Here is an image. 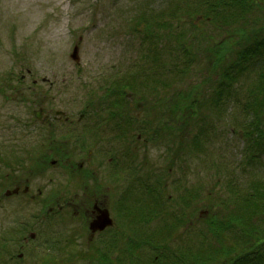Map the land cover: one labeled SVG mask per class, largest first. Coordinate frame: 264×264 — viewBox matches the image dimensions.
I'll use <instances>...</instances> for the list:
<instances>
[{
    "label": "rangeland",
    "instance_id": "1",
    "mask_svg": "<svg viewBox=\"0 0 264 264\" xmlns=\"http://www.w3.org/2000/svg\"><path fill=\"white\" fill-rule=\"evenodd\" d=\"M210 1L212 0H0V152L4 156L11 151L14 153L11 146L13 142L9 138L19 140L24 146L36 145L40 142L47 143L53 138L63 140L65 131L70 130L68 148L73 156L71 161L67 159V163H71L69 168L74 169L73 162L83 157L87 160L85 165L99 163L95 167L97 174L93 181L82 182L75 176V183L70 184V190L80 192L84 190L85 182H90L94 189H90L85 198L86 205L89 206L95 196L94 185L99 181L100 187L96 191L104 194L110 207L113 202H117V208L125 209L126 202V209L133 216L135 227H140L153 241H150L154 246L150 252L151 261L144 264L159 263L161 258L154 257L167 255L176 247L180 252V248L185 246L201 244L208 221L220 217L219 214L226 212L227 207L229 210H244L243 206H233L234 194H238L242 200V194L247 192L250 185L264 181V137L257 136L254 122L250 124L252 136L249 141L246 139L247 135L238 133L243 127L241 125L245 111L247 113L250 110V103L253 105L252 100L246 99V88L253 86L257 73L263 72L264 75V42L259 45V40L252 31L245 34L246 26L243 21L234 23L236 19L209 10ZM245 6L251 10L246 16V25L261 27L263 36L264 0H246ZM178 9L181 12L191 10L194 15L192 18H189L190 14L188 17L184 14L174 16ZM199 13H209V17H203ZM153 17L159 22L155 26L158 34L154 36L151 34L153 28L149 26L152 23H146L147 19ZM207 17L213 18L212 21L207 20ZM169 29L172 31L169 35L181 41V47L175 48L174 39L167 43ZM174 31L181 33L182 39ZM231 33L234 35L228 37ZM155 36L158 38H154ZM189 38L196 40H188ZM227 38L229 39L226 40ZM160 39L163 46L159 49ZM222 44L224 46L220 47ZM74 46L78 47L77 62L70 56ZM211 51L213 56L208 54ZM160 52L163 63H157V53ZM239 52L243 53L247 69L239 72L240 66L229 67V75H234L235 79L227 82L228 85L223 84V88L228 89L224 102L212 108L210 94L219 88L223 71ZM193 53L194 60L191 58ZM178 54L181 56L177 57ZM210 58L217 60L210 64ZM116 87L120 90L123 88L122 95L133 97L127 103L131 107L127 108L125 116L130 118L133 138L141 134L142 141H138L134 148L132 164L128 160L133 168L131 175L133 178L139 174L147 176L140 184H133L131 200L126 199L124 194H120V189L112 185L115 183L112 175L113 158L117 151L106 149L113 144L111 141L107 142L112 138L110 130L108 129V138L103 135L95 145L88 143L85 149L80 150L79 155L76 152L79 147L74 139L76 136L79 140L85 132L82 129L84 119H80L81 113L86 112L87 117L94 116L95 113L90 112L97 108L103 112L100 119L103 122L106 114L120 110L113 107L114 103H118L116 99L119 94L112 93L108 96ZM128 100L130 101L129 98ZM191 100L195 102L191 103ZM138 101L145 102L147 107L158 108L162 105L164 112L167 106L169 112L170 107L173 113L168 118L163 117L162 121L172 125L177 134L181 132L179 139L170 141L169 137L163 136L158 143H153L158 138L155 136L148 144L144 143L147 133H142L139 129V120L146 119L148 114L146 108L137 106ZM175 101L178 107L175 106ZM40 107L51 112L64 111L72 122H58L49 129L44 126L47 134H53V137H38L37 135L42 134L43 125L33 123V116L34 111H39ZM198 108L200 111L196 115L194 111ZM256 113L253 108L251 117ZM152 118L154 120L151 127L160 117L153 115ZM116 120L117 118L110 119L109 123H115ZM85 124L92 123L87 120ZM125 125L123 124L124 128ZM248 125L247 123V127ZM15 133L17 137H14ZM14 148L18 153L21 151L20 145ZM89 151L92 156H87ZM34 152V148L27 150L28 154L34 155ZM46 153L47 150L39 151L40 155ZM49 157L50 155L46 160ZM51 157L59 159V163L64 162L53 153ZM159 169H164L167 175L156 174L155 171ZM60 180V185L65 183V174L64 179L62 176ZM179 182L182 184L177 186ZM80 183L83 184L82 187ZM158 195L161 196L158 198ZM217 197L224 203L216 202ZM119 198L122 202L117 200ZM63 200L61 198V202ZM159 200V204L164 205V210L156 207L155 202ZM260 205V209L264 210V206ZM30 206L29 204L23 208L24 216H28L33 208ZM78 206L82 208L79 209ZM222 206L226 208L223 209ZM74 208L76 212L72 213L70 224L78 227L81 223L79 212L83 209L78 197L72 198L71 209ZM253 209L255 205L246 209V214L251 217L242 215L241 222H232L228 227H225L224 220L220 218L216 226L224 227L225 231L218 241H215L213 235L212 240L205 242L207 250L214 251L217 245L220 250L227 246L242 248L244 244H252V236L248 235L250 227L258 228V233L264 236V213L256 216ZM72 239L74 243L68 248L71 251L79 249L76 245L82 240L77 238L76 242L75 238ZM153 243L158 244L155 247ZM35 244L38 246V240ZM165 245L169 248L166 249ZM123 247L127 245L123 246L121 240L119 250ZM261 247V250L251 254L242 264H264V243ZM38 249L45 248L38 246ZM80 249L85 251V245ZM105 250L110 255L108 264L141 263L138 255L134 257L135 263H130L126 258L117 256L118 253H112L110 246H104L103 251ZM221 253L224 251L219 252L216 257L219 264H228L235 255L231 254L226 260L221 257ZM88 254H93L89 247ZM71 258L76 260L75 257ZM101 258L99 261H102ZM85 259L80 258L69 264L94 263ZM207 264L212 263L209 261Z\"/></svg>",
    "mask_w": 264,
    "mask_h": 264
},
{
    "label": "flooded vegetation",
    "instance_id": "2",
    "mask_svg": "<svg viewBox=\"0 0 264 264\" xmlns=\"http://www.w3.org/2000/svg\"><path fill=\"white\" fill-rule=\"evenodd\" d=\"M125 97L130 98L128 95ZM129 106L125 105V108L127 109ZM56 112L48 111L45 108L34 112L33 123L43 125L42 134L37 135L38 137L42 138L44 135L53 137V134H47V130L43 129L44 126L49 129L58 122H72V119H68L64 113L57 114ZM102 113H95L94 116L88 114V117L86 113L80 115V119H84L82 129L85 132L76 143L79 147L76 152L79 155L80 150L85 149L88 143L95 145L99 139L103 138V135L108 138L109 129L112 138L107 142L111 141L113 144L108 145L106 149L117 151V155L113 158L114 171H111L116 184L112 183V185H115L116 189H120V194H124L126 199L130 198L131 200L133 184L135 182L140 184L147 177L139 174L133 178L131 175L133 168L128 164V160L132 164L134 148L137 147L138 141H142L141 136L137 134L133 138L130 130L131 121L128 116H125L126 112L111 111L103 117V122L100 120ZM114 118H117L115 123H109V120ZM87 120L92 124L86 125ZM143 123L146 124L144 125L146 130L149 131V138L145 137L143 142L148 144L151 139L152 120L149 118ZM123 124H126L125 128ZM95 132H99V134ZM14 137H17V133L14 134ZM9 139L15 143L11 145L14 153L11 151L9 155L4 156L0 152V209H3L0 212V264H67L74 263L80 258L99 262L104 253V246H110L112 251L114 248V253H118L121 240L123 246L134 241L136 227H134L133 216L128 214L126 202L125 206L123 205L125 209L117 208V202H113L110 207L108 200L103 197L104 194H99L96 191L100 187L99 181L94 185L96 187L95 196L89 206L86 205L85 198L88 197V191L94 189L90 182H85V186L80 183L84 188L80 192L71 191L69 188L71 183H75L73 180L75 176H78L77 179L82 182L93 181L97 174L95 167L99 164L98 162L85 165L84 162L87 160L83 157L73 162L75 168L71 170L69 161L73 155L68 148L69 139L55 140L53 138L47 143L40 142L36 145L28 144L26 146L20 144L19 140ZM16 144L21 146V151L17 149L19 153L14 148V146L17 148ZM33 148L34 155L28 154L27 150ZM41 150H47V153L40 155L39 151ZM51 153L62 158L64 162L59 163L60 160L52 158ZM88 154L87 156H92L91 151ZM48 155L50 157L46 160ZM67 159H69L68 163ZM64 174L66 181L60 185V178L63 176L64 179ZM80 194L81 196H79ZM56 196L58 197L56 198ZM71 196L73 199L78 197L83 206L82 212H79L81 223L78 227L70 224V220L73 218L72 213L76 212V208L71 209ZM61 198L64 199L62 202ZM52 200H54L53 203H49ZM117 200L120 202L122 197L121 200L120 198ZM29 204L34 209L31 208L28 216H24L23 208ZM130 207L132 208V203ZM106 213L109 214L112 225L104 229H94L93 222L99 221V218ZM114 237L116 238L114 239ZM72 238H75L76 242L77 238L82 240L77 245L75 242L79 249L71 251L68 248L74 243ZM37 240L38 246L44 247V250L38 249L35 244ZM83 245L86 250L82 252L80 248ZM88 247L93 253L92 255L88 254ZM71 257H75L76 260L73 261Z\"/></svg>",
    "mask_w": 264,
    "mask_h": 264
},
{
    "label": "trees",
    "instance_id": "3",
    "mask_svg": "<svg viewBox=\"0 0 264 264\" xmlns=\"http://www.w3.org/2000/svg\"><path fill=\"white\" fill-rule=\"evenodd\" d=\"M210 5L208 7L209 10H213L215 11V14L218 13H222V14H226L228 17H231V19H236L234 21V23H241V21L244 22V27L246 29V33H249L250 31H252L258 38L259 41L258 44L260 45V43L262 44L264 42V35L261 36L263 29H261V27L258 28V26L256 27H251V26H247V20L248 18H246V16L248 15L249 12H251L250 9H248L245 4H246V0H212L209 2ZM171 4L173 5V1H171ZM173 7V6H172ZM176 9V7H174V10ZM171 10V8H170ZM179 10V9H178ZM185 15V16H189V14L191 15L189 18L193 17V13L191 10H189V12L187 11H177L174 12V16H178L179 17L181 15ZM199 15H202L199 13ZM203 17L208 16L209 17V13H206L204 15H202ZM198 17V16H196ZM206 18L207 20L210 19L212 21L213 18ZM147 19V18H146ZM182 19V18H180ZM197 19H201V18H197ZM225 20V19H223ZM157 18H149L147 19L146 23H152V25H149L153 28V32L151 33L152 36L158 34L155 31V26L159 24V22H157ZM194 25L196 24V21L193 22ZM193 23H191V25L193 26ZM148 25V24H147ZM240 31V30H239ZM172 31L169 29L167 31V43L171 40L174 39L175 42V48L181 47L182 43H180L181 41H178L176 38L170 36L169 34ZM176 32V31H174ZM178 35L180 36V38L182 39V35L179 32ZM240 33V32H239ZM244 34V33H243ZM234 34L231 33L228 37H232ZM161 36V35H159ZM154 38H158V36H155ZM153 38V39H154ZM229 38H227L226 40H228ZM188 40H192L195 41L196 39H192L189 38ZM162 40L160 39L159 44H158V48L160 49V47L163 46ZM186 41V40H184ZM220 47L224 46V44L219 45ZM263 47L261 48L262 51ZM260 51V54H262ZM208 54H210L211 56H213V52H209ZM256 53H252V55H254ZM193 56H191L192 60H194V53L192 54ZM181 55L178 54L177 57H180ZM235 59L230 62V64L226 67V69L223 71L221 77V81L219 84V88L217 87L216 90H214L212 92V95L210 94V104L212 108H215V105L221 103L223 104L224 102V96L226 95V93L228 92V89H224L223 88V84L225 83L226 85H228L227 82L230 81H234L235 76L234 75H229V67L234 68L235 66H240L238 71L239 72H243L245 69H247L245 60H244V56L242 52H239L238 54L234 55ZM210 60L212 61L213 64L214 60H217L215 58H210ZM163 59H162V53H157V63H163ZM162 71V70H161ZM122 86H125L124 84ZM223 88V89H222ZM225 92V94L222 95V92ZM123 92V88L120 90V88H114L111 93L109 95H111L112 93H116L119 94V96H123L122 95ZM246 99L248 98L249 100L253 101V105L252 103H250V110L243 115V123L241 126H243L240 131H238L239 134L243 135H247L246 139L249 141L250 137L252 136V132H251V125L254 122L255 125V130L256 133H258L257 136H263L264 137V132H263V127H264V75L263 72L262 73H257L255 76V83L253 84V86L246 88ZM197 100L201 103V101L197 98ZM117 101V100H116ZM118 105H119V109H122V106L124 104V102L122 101H117ZM175 101V106L178 107V103L176 105ZM194 103L195 101L191 100V103ZM210 107V106H209ZM142 108H145L144 104L142 105ZM150 108V113L148 115V117H152L154 116H158L160 117L155 125L153 127H151V136H157V137H169L170 141H175L176 139H179V137L181 136V132H178V134L176 133V129L174 130L173 126L168 124V123H164L163 126L161 124L162 122V118L166 117L168 118V116H171L170 114L173 113L172 109L169 107V112H168V106L165 109V112L163 110L162 105H160L158 108L152 106L149 107ZM255 108L257 113L255 115H253V117H251V112L252 109ZM158 110V111H157ZM167 110V111H166ZM200 109H196L194 111V113L197 115L199 113ZM156 114V115H155ZM252 119V121H251ZM152 120H154V118H152ZM251 121V122H250ZM247 123L249 124L247 127ZM159 126H162L159 127ZM141 128L142 133H145L146 128L144 127V125ZM247 128V129H246ZM145 129V130H144ZM174 130V132H173ZM239 136V135H238ZM241 136V137H242ZM243 138V137H242ZM174 153H171V155H173ZM173 158V157H172ZM242 158H245L242 156ZM246 191V190H245ZM235 197L232 199V204L235 208L243 206L244 210L239 211V209H230L229 207H227L228 205H226L227 210L226 212L222 213V215L219 214L220 217H215V219H212L211 221H208L206 223V227L205 230V235L204 238L201 241V244H198L196 246H185L184 248H180V252L179 249L176 247L174 248L170 253H167V255H163L160 254L158 255V257H154L156 258H161V261L157 264H207L209 261H211L212 264H219V262H216V257L217 254L221 251H224V253H221V257L227 260V257H231V253L230 251L232 250L231 246H227L225 249H220L218 248V245L215 246L214 251H208L207 247H205V242H207V240H212L213 235H214V239L215 241H218L219 236L222 235V233H224L225 228L224 227H217L216 225L219 222V219H223L224 223L226 224L225 227H228L231 225L232 222H241V218L242 215L246 214V209L250 208L251 205H255V209H253V212L256 216H260L262 213H264L263 209L261 208V205L264 206V181L260 180L258 182L253 183L252 185H250L247 188V192H244L242 194V200L241 198L238 196V194H234ZM161 195H158V198ZM163 196V195H162ZM168 197V196H167ZM228 199V198H227ZM222 199L220 197L216 198V202L219 201L220 204L224 203V202H220ZM225 201V199L223 200ZM229 201V200H228ZM160 200L157 202L156 207H158L160 210H164L163 207L164 205L162 203H160ZM231 202L229 201V204ZM260 203V204H258ZM245 204L247 205L245 207ZM225 206H222L223 209L226 208ZM217 212V211H215ZM239 213V214H237ZM247 217H251L250 215H248V213L246 214ZM228 221V223L226 222ZM243 221V219H242ZM244 224H246L243 221ZM135 227V225H134ZM176 227H174L175 229ZM248 228V227H246ZM251 228V232H248V235L252 236V240L250 242H252V244H248V245H243L244 247L242 248H235L236 250L235 255L232 257V260L228 263V264H242L245 260H247L251 254H253L254 252L261 250V246L264 243V236L263 234H259V229L256 227H250ZM216 230V231H215ZM135 239L134 241H132L130 244H126L127 247H123L118 251V255L117 256H122L124 258L127 259L128 262L130 263H135V259L134 257H136V255L139 256V262H141L140 264H144L148 261H151V257H150V252L154 249V246L150 243L153 242L152 239H150L149 236L145 235L144 232H142L140 227H136L135 230ZM208 233V235H207ZM210 238H208V237ZM116 237H114L115 239ZM155 244V247L157 246L158 243H153ZM125 245V246H126ZM166 246V245H165ZM168 249L169 247L166 246ZM111 249V248H110ZM155 251V250H154ZM108 252L105 250L103 255H102V261L103 263H101L102 261L100 260L98 261H94L93 264H108V262L110 261V255L107 254ZM112 253H114V248ZM159 254V253H158ZM180 254V256H179ZM242 258V260H241ZM126 261V262H127ZM55 264H61V263H55ZM65 264V263H62ZM69 264V263H67ZM112 264V263H111ZM154 264V262H153ZM224 264V263H223Z\"/></svg>",
    "mask_w": 264,
    "mask_h": 264
},
{
    "label": "water",
    "instance_id": "4",
    "mask_svg": "<svg viewBox=\"0 0 264 264\" xmlns=\"http://www.w3.org/2000/svg\"><path fill=\"white\" fill-rule=\"evenodd\" d=\"M71 58L73 60H75L76 62L78 61V47L77 46H75L73 48L72 53H71ZM99 219H100L99 221L97 220V221L93 222V224L95 225V226H93L94 229H96V228L104 229L105 227L112 225V220L109 217L108 213L101 216Z\"/></svg>",
    "mask_w": 264,
    "mask_h": 264
},
{
    "label": "bare ground",
    "instance_id": "5",
    "mask_svg": "<svg viewBox=\"0 0 264 264\" xmlns=\"http://www.w3.org/2000/svg\"><path fill=\"white\" fill-rule=\"evenodd\" d=\"M55 34H57L58 35V31L57 30H55ZM149 113H152V112H150L149 111ZM155 172H157L156 174H158V175H161V176H163V175H167V173H166V171L164 170V169H159V170H156ZM182 183H180L179 182V184L177 185V186H180ZM185 187V186H184ZM178 188H180V187H178ZM177 188V189H178ZM236 249L235 248H232V250L230 251V253L231 254H233V253H235L234 251H235Z\"/></svg>",
    "mask_w": 264,
    "mask_h": 264
}]
</instances>
